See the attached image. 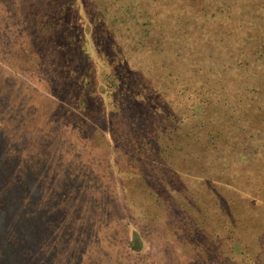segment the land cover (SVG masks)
Here are the masks:
<instances>
[{
	"label": "trees",
	"instance_id": "16d2710c",
	"mask_svg": "<svg viewBox=\"0 0 264 264\" xmlns=\"http://www.w3.org/2000/svg\"><path fill=\"white\" fill-rule=\"evenodd\" d=\"M100 2L91 9V0H0V11L8 5L21 12L36 6L33 11L44 30L38 38L46 37L39 49L48 58L35 62L31 54L26 60L46 79L41 86H26L37 93L50 92L55 96L48 94L50 101L63 108L72 106L83 199L101 207L110 203L108 214L126 217L130 252L146 248L143 223L168 208L169 218H181L180 236L192 237L204 228L211 239L222 236V264H264V0ZM71 6L74 11L66 20ZM11 13H0V20H7L16 32L28 27L30 20ZM136 24L145 31L138 37L144 46L150 45L152 36L161 43L160 51L174 44L175 73L162 69L156 75L147 73L148 64L136 66L130 55L128 72L117 61L121 52L109 50L98 39L114 38L119 26L136 31ZM63 27L65 33L57 38L56 31ZM1 39L5 42L0 43V54L4 53L0 83L6 85L17 75L12 66L18 54L7 53L1 44L8 39L5 35ZM60 48L66 50L67 61L56 65L53 52ZM142 67L149 80L135 76ZM2 85L3 130L16 125L21 114L9 110L12 98ZM38 113L32 110L33 117ZM51 149L60 153L54 145ZM35 151L37 155L13 157L15 162L6 166L16 164L23 170L18 174H26L17 185L21 195L15 197L22 204V217V193H29L27 175L42 161L41 148ZM105 188L110 190L107 198ZM139 197L151 204L145 207ZM165 237L174 239L170 232ZM195 250L199 252L198 247ZM213 252L208 264H219L221 252Z\"/></svg>",
	"mask_w": 264,
	"mask_h": 264
},
{
	"label": "rangeland",
	"instance_id": "374dc122",
	"mask_svg": "<svg viewBox=\"0 0 264 264\" xmlns=\"http://www.w3.org/2000/svg\"><path fill=\"white\" fill-rule=\"evenodd\" d=\"M100 1L91 0V9ZM35 8L36 6L31 4L27 10L21 12L8 5L0 11L6 16H10L6 13L12 12L14 16L18 15L30 20L28 27H22L18 32L12 30L14 27L7 26V20H0V43L5 42L1 39L4 35L8 39V43L1 44V47H5L7 53L14 50L18 54L12 66L17 75L11 78L12 81L8 80L10 84L0 83V85L8 89L7 93L12 98L9 110L21 114L16 125L0 129V264H208L209 258L215 256L213 250L221 252L217 260L222 264L224 253L222 236L211 239V233L209 230L205 231L206 228L192 237L180 236L181 218L176 219L172 215L169 218L168 208H164V211L158 210L162 215L155 219L151 218L149 222L145 221L143 226L141 225L143 234L147 238L146 248L142 252H130L127 244L130 226L128 231L124 226L126 217L121 219L116 217L115 213L108 214L107 205L111 206L110 203L101 207L99 202L92 204L89 200L83 199L76 164L79 136L74 131L77 124L70 121L74 118L72 106L63 108L54 100L50 101L51 97H55L50 95V92H44L43 89L42 92L37 93L32 87L26 86L27 83L41 86L46 79L41 71H37L26 60L31 54H34L35 62H39L44 56L48 58L47 54H43L44 50L39 49V46L43 47L46 37L38 38L44 30L38 21L37 11H33ZM72 11H74L72 6L67 9L66 20L69 19ZM102 26L104 25L95 30L101 31ZM119 28L117 34L113 33L114 38L108 37L106 41L99 36L98 39L100 38L102 44H107L109 50L121 52L117 61L127 71L128 55L136 66L148 64L147 68L151 70L147 73L153 75L158 74L161 69L167 74V70H172L174 73L177 71L174 54L171 51L174 44L169 43L167 48L160 51L162 45L154 36L149 46L139 43L138 37H142L145 32L142 30V25L136 24V31H130L127 26H119ZM65 29L63 27L64 32L56 31L60 34L56 33L55 36L60 38L62 33H65ZM21 32L27 36L20 37ZM48 34L50 35V32ZM153 35H156V30ZM114 43L117 44L116 48L112 47ZM10 46L13 49H10ZM3 54H0V60L3 59ZM65 54L66 50L63 48H60L59 52H53L56 65L66 63ZM1 63H4V60H1ZM186 63L185 61L182 64L183 70L187 68ZM144 72L142 67L135 76L149 80L145 78ZM0 75L2 76L3 73ZM130 77L131 75L127 78ZM156 80L157 77L153 81ZM143 86L148 85L145 83ZM72 89L75 90L77 87ZM56 90L58 91L57 88ZM70 90L69 88L68 91ZM48 94L51 97H48ZM127 101L131 102L133 99ZM126 103L123 102L122 106ZM138 105L142 107L143 103ZM32 110L39 113L33 117ZM11 117H15V114ZM65 128H67L66 133L63 131ZM63 136H68L65 143L54 144V139L59 140ZM52 145L60 153H54L53 149L49 152ZM36 147L41 148L42 161L31 170L30 175H27L29 193L27 195L22 193L25 207L22 217L19 206L22 204L20 201L16 202L15 197L21 195L18 194L21 189L18 190L17 185L21 184V175L26 178V174H18L23 170L16 164L9 169L6 166L9 162H15L12 159L15 156L37 155ZM3 168L7 170L2 171ZM103 190L104 198H107L110 190L108 188ZM134 190L140 192V188L136 187ZM138 200L145 207L150 203L147 201V204L143 197H139ZM178 211L177 215L181 216L179 209ZM166 232H170L175 240L166 239ZM194 247H198L199 252ZM154 259L156 263H153Z\"/></svg>",
	"mask_w": 264,
	"mask_h": 264
}]
</instances>
